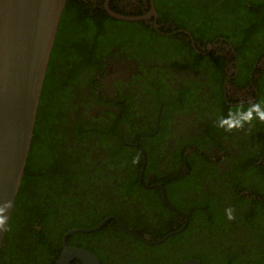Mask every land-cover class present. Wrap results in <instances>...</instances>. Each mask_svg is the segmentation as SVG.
<instances>
[{
    "label": "trees",
    "instance_id": "trees-1",
    "mask_svg": "<svg viewBox=\"0 0 264 264\" xmlns=\"http://www.w3.org/2000/svg\"><path fill=\"white\" fill-rule=\"evenodd\" d=\"M133 1L110 7L143 15ZM154 1L164 35L67 1L0 264H57L67 232L111 216L140 238L110 219L68 245L102 264H264V0ZM114 47L146 65L109 93Z\"/></svg>",
    "mask_w": 264,
    "mask_h": 264
},
{
    "label": "water",
    "instance_id": "water-1",
    "mask_svg": "<svg viewBox=\"0 0 264 264\" xmlns=\"http://www.w3.org/2000/svg\"><path fill=\"white\" fill-rule=\"evenodd\" d=\"M67 1L0 0V254L24 177L47 71ZM110 2L105 0V10L117 20L141 21L159 17L154 0H150V13L143 16L119 14L112 10ZM209 49L212 51L214 46ZM143 174L144 169L141 183ZM155 187L162 192L164 202L185 217L187 225V215L171 205L163 186ZM110 219H116L127 233L140 238L117 217L111 216L94 228L67 232L57 264H72L75 260L82 264H102L91 251L69 246L67 239L78 232L100 230ZM172 235L151 244L157 245ZM183 264L202 263L190 259Z\"/></svg>",
    "mask_w": 264,
    "mask_h": 264
},
{
    "label": "flooded vegetation",
    "instance_id": "flooded-vegetation-1",
    "mask_svg": "<svg viewBox=\"0 0 264 264\" xmlns=\"http://www.w3.org/2000/svg\"><path fill=\"white\" fill-rule=\"evenodd\" d=\"M142 1H144V0H142ZM104 5H105V3H104ZM145 5L146 4L142 5V8H141L144 11L143 15H147L151 11L150 2H149V7H148V5H146V6ZM122 6L126 7L125 8L126 10H132V9L137 8L138 6H140V3L137 4L136 6L135 5H122ZM104 9H105V7H104ZM143 15H132V16H143ZM118 21H123V20H118ZM126 22H132V23L145 22L148 25H152L154 29H156L159 33L164 35V33L162 32V29H161V27L163 25H160V23L158 21V18L156 19V18L152 17V18H150L148 20L126 21ZM167 26H169V25H166V27ZM163 27H165V26H163ZM210 46H214V49H216V47H218L219 45L217 43L209 44L206 47H201L202 48L201 51H207V53H210L211 52L210 49H209ZM133 50H134V48H132L130 51H128L129 54H131V57H132V59H130V60L127 59V58L125 60H123V59L117 57L116 55H118V52H117V48H115V47L112 48L111 51H109V53L106 55L107 59L104 60V62L106 63V70L104 72V74L106 73V77L104 79V84H105L106 88L108 89L109 93H112L113 87L115 86L114 83L117 80H122V81H125V82L129 81L130 79H128V78H130V75L134 76L135 74L140 73V71H139V66L140 65L143 66V67L146 65V62L144 60H141V57H143L144 55L143 54H134ZM201 51H198V52L200 54H203V55L207 54V53H204V52L201 53ZM151 58H152V56H149L148 60H150ZM153 65H155V63H152L151 67ZM193 78H195V76H190V77H187V78L184 75H180L179 76V80L180 81H183V80L185 81V80H189V79H193ZM229 81H230V79H228L225 82V85H227L229 83ZM245 98L246 97H241V98L236 99V100H245ZM250 102H253V101L251 100ZM241 103L245 104L246 102L242 101ZM230 105H232V104H230ZM160 111H161V109H160ZM93 113L98 115L99 111L98 112H93ZM183 123H188L187 118L183 117ZM141 240H143V239H141ZM146 243L149 244V245H152L148 241ZM117 252L119 254H122V259L123 260L127 259V254L124 251H122L121 247L117 249Z\"/></svg>",
    "mask_w": 264,
    "mask_h": 264
},
{
    "label": "rangeland",
    "instance_id": "rangeland-1",
    "mask_svg": "<svg viewBox=\"0 0 264 264\" xmlns=\"http://www.w3.org/2000/svg\"><path fill=\"white\" fill-rule=\"evenodd\" d=\"M138 1H140V0H135V1H133V4L132 5H137L138 4ZM246 95H243V94H239L238 96L236 95L235 96V99H239V98H241V97H245Z\"/></svg>",
    "mask_w": 264,
    "mask_h": 264
},
{
    "label": "clouds",
    "instance_id": "clouds-1",
    "mask_svg": "<svg viewBox=\"0 0 264 264\" xmlns=\"http://www.w3.org/2000/svg\"><path fill=\"white\" fill-rule=\"evenodd\" d=\"M261 118L264 119V116H262Z\"/></svg>",
    "mask_w": 264,
    "mask_h": 264
},
{
    "label": "bare ground",
    "instance_id": "bare-ground-1",
    "mask_svg": "<svg viewBox=\"0 0 264 264\" xmlns=\"http://www.w3.org/2000/svg\"><path fill=\"white\" fill-rule=\"evenodd\" d=\"M156 5V4H155ZM161 10V9H160Z\"/></svg>",
    "mask_w": 264,
    "mask_h": 264
}]
</instances>
